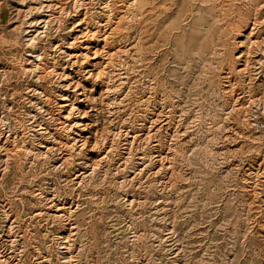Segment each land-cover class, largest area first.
<instances>
[{
    "label": "rangeland",
    "instance_id": "1",
    "mask_svg": "<svg viewBox=\"0 0 264 264\" xmlns=\"http://www.w3.org/2000/svg\"><path fill=\"white\" fill-rule=\"evenodd\" d=\"M263 41L264 0H0V264H264Z\"/></svg>",
    "mask_w": 264,
    "mask_h": 264
},
{
    "label": "built area",
    "instance_id": "2",
    "mask_svg": "<svg viewBox=\"0 0 264 264\" xmlns=\"http://www.w3.org/2000/svg\"><path fill=\"white\" fill-rule=\"evenodd\" d=\"M262 51L264 53V41L262 44ZM257 109L260 111V114H255V117L252 119V128L260 133L264 144V103L259 104ZM256 113H258V111H256Z\"/></svg>",
    "mask_w": 264,
    "mask_h": 264
},
{
    "label": "bare ground",
    "instance_id": "3",
    "mask_svg": "<svg viewBox=\"0 0 264 264\" xmlns=\"http://www.w3.org/2000/svg\"><path fill=\"white\" fill-rule=\"evenodd\" d=\"M83 3V2H82ZM56 4V3H55ZM80 5H82V4H80ZM45 21V20H44ZM41 22H42V20H41ZM33 24V23H32Z\"/></svg>",
    "mask_w": 264,
    "mask_h": 264
}]
</instances>
